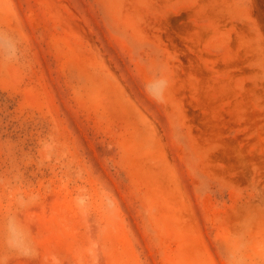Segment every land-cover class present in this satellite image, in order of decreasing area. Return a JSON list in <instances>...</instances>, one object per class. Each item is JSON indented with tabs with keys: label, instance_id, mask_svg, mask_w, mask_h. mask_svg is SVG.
Listing matches in <instances>:
<instances>
[{
	"label": "rangeland",
	"instance_id": "374dc122",
	"mask_svg": "<svg viewBox=\"0 0 264 264\" xmlns=\"http://www.w3.org/2000/svg\"><path fill=\"white\" fill-rule=\"evenodd\" d=\"M0 264H264V0H0Z\"/></svg>",
	"mask_w": 264,
	"mask_h": 264
},
{
	"label": "clouds",
	"instance_id": "9594fccd",
	"mask_svg": "<svg viewBox=\"0 0 264 264\" xmlns=\"http://www.w3.org/2000/svg\"><path fill=\"white\" fill-rule=\"evenodd\" d=\"M168 87V82L166 80H156L148 86V93L153 96V98L159 100L163 98L164 90ZM8 245L13 250L24 254L26 245L23 244V232L12 219L8 223Z\"/></svg>",
	"mask_w": 264,
	"mask_h": 264
}]
</instances>
